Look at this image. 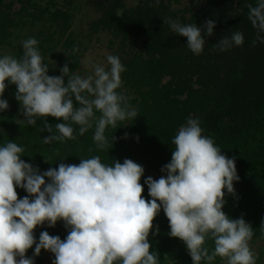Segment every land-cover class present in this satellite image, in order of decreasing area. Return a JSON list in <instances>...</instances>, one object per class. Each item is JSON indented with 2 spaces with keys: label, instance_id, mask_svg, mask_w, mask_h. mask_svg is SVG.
<instances>
[{
  "label": "clouds",
  "instance_id": "clouds-1",
  "mask_svg": "<svg viewBox=\"0 0 264 264\" xmlns=\"http://www.w3.org/2000/svg\"><path fill=\"white\" fill-rule=\"evenodd\" d=\"M248 19L257 30L253 45L257 40L264 43L260 35L264 33V0L256 7L249 5ZM164 23L186 37L187 47L196 55L205 44L202 29L207 36L214 34L212 20L203 28L171 19ZM243 43V34L237 31L220 39L217 46L224 51ZM37 44L35 38H28L22 41L20 59L11 55L0 58V97L8 84H14L15 99L28 125L35 126L40 117L64 121L54 128L44 123L43 130L52 133L43 138L45 144L75 139L73 127L65 123L71 120L80 126V135L94 123L93 140L97 148H106V128L138 116L130 108L129 98L117 92L125 71L119 57L108 55L110 68L94 65L93 73L86 77L69 75L67 64L60 69L61 76H50ZM8 108L7 100L0 98V111ZM202 131L199 120L193 118L180 127L172 141L171 161L162 168L167 175L145 180L151 200L142 195L144 168L131 159L107 165L94 156L81 159L78 165L60 163L41 174L21 159V146L7 142L0 147V264H34L26 257L33 245L35 256L42 249L53 253V264H158V254L150 251L149 235L161 207L169 222V235L184 242L192 264H211L216 257L226 264H256V254L249 246L252 226L222 211L225 190L234 194L233 182L239 180L235 160L222 155ZM17 187L28 195L18 198ZM58 221L69 229L64 240L42 231L36 241L38 226L47 223L54 227ZM260 229L264 233V221ZM206 239L214 242L211 253L205 247Z\"/></svg>",
  "mask_w": 264,
  "mask_h": 264
},
{
  "label": "trees",
  "instance_id": "trees-1",
  "mask_svg": "<svg viewBox=\"0 0 264 264\" xmlns=\"http://www.w3.org/2000/svg\"><path fill=\"white\" fill-rule=\"evenodd\" d=\"M4 1L0 0V42L7 40L11 34L9 29L16 26ZM190 1L197 6L195 10L189 9L190 17L175 14L156 0H143L136 11L118 17L116 8L121 0L110 1L99 25L122 37V43L129 42L136 51L129 60L131 63L123 64L127 80L125 91L119 88L117 92L129 98L128 104L132 109L136 107L138 116L117 122L116 127L108 126L106 148H97L93 140L94 123L80 135V126L71 120L65 123L73 127L75 139L45 144L43 138L52 133L43 130L44 123L54 128L56 123L64 121L51 116L40 117L32 126L18 120L19 114L12 109L16 102L14 84H8L0 97L9 104L7 110L0 111V147L7 142L17 143L24 149L21 159L38 168L41 174L58 168L60 163L78 165L81 159L94 156H99L107 165L131 159L144 168L140 181L144 188L142 195L151 200L145 180L167 175L162 168L171 161L174 137L189 118L199 117L202 135L211 138L222 155L235 160L239 180L233 182L234 194L225 190L222 211L231 219L243 218L253 228L252 238L264 239L260 229L264 221V43L257 40L253 45L257 30L248 19L249 5L256 7L259 0ZM165 19L201 28L207 20H212L214 34L207 36L202 29L205 44L203 52L196 55L187 47V38L175 33L164 23ZM237 31L243 34V45L233 44L220 51L218 41L230 38ZM260 35L264 37V33ZM137 40L142 41L143 48L135 46ZM67 42V48L74 49L72 42ZM61 60H65L64 56ZM70 69L69 75H72L74 68ZM165 77L170 79L163 84ZM67 80L65 76V84ZM95 115L98 117L100 113ZM16 191L18 198L28 195L23 188L17 187ZM153 224L149 243L150 251L158 254V264H169L168 257L178 259L174 264H180L179 260L192 264L184 242L169 235V222L162 207ZM42 231L64 240L69 229L63 221H58L54 227L45 223L34 230L37 242ZM205 247L211 253L214 242L206 239ZM45 251L42 249L40 255L35 256L33 245L27 255L34 264H45ZM219 261L221 258L216 257L211 264Z\"/></svg>",
  "mask_w": 264,
  "mask_h": 264
},
{
  "label": "rangeland",
  "instance_id": "rangeland-1",
  "mask_svg": "<svg viewBox=\"0 0 264 264\" xmlns=\"http://www.w3.org/2000/svg\"><path fill=\"white\" fill-rule=\"evenodd\" d=\"M110 1L5 0L4 4L8 7V12L16 26L9 29L11 34L7 40L0 42V58L11 55L20 59L23 56L22 41L35 38L38 41L36 47L42 56V62L48 65L47 74L50 76H61L60 69L65 64H69V70L71 67L74 68L72 75L78 74L82 77L92 74L94 65L103 66L108 70L110 68L107 62L108 55L118 56L122 64L128 63L135 56L136 51L133 47L129 42L123 44L122 37L115 36L111 30L99 25L105 11L109 9ZM159 2L179 16L186 14V17H190L192 12L189 9L197 8L190 0H159ZM142 3L143 0H121V5L116 8V16L121 17L125 12L136 11ZM67 40L72 42L74 49L67 48L69 47ZM135 46L139 49L143 48L142 41L137 40ZM61 56H64L68 62L62 61ZM169 79L170 77H165L162 83H167ZM121 80L120 88L124 92L127 82L124 72L121 73ZM14 100L16 102L12 104V109L19 114L18 120H25L21 105L15 96ZM195 119L200 122L199 117ZM249 246L256 254V264H264V239L252 238ZM26 257L28 258L27 253ZM43 258L45 264H53L55 256L50 251H45ZM167 260L169 264L178 261L170 257ZM179 262L184 264L181 260ZM215 264H226V260L221 259V262Z\"/></svg>",
  "mask_w": 264,
  "mask_h": 264
}]
</instances>
